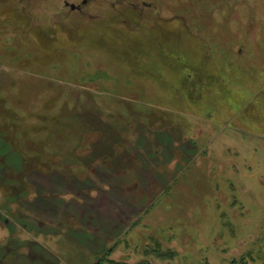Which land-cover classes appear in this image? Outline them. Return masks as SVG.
Returning a JSON list of instances; mask_svg holds the SVG:
<instances>
[{"label": "rangeland", "instance_id": "374dc122", "mask_svg": "<svg viewBox=\"0 0 264 264\" xmlns=\"http://www.w3.org/2000/svg\"><path fill=\"white\" fill-rule=\"evenodd\" d=\"M84 2L0 0V122L42 160L0 161V200L31 202L65 179L16 170L75 173L60 194L70 211L40 217L57 235L13 237L40 264H264V0ZM87 149L133 168L119 178L131 191L114 201L86 186L96 176L76 178Z\"/></svg>", "mask_w": 264, "mask_h": 264}, {"label": "crops", "instance_id": "0c3cea01", "mask_svg": "<svg viewBox=\"0 0 264 264\" xmlns=\"http://www.w3.org/2000/svg\"><path fill=\"white\" fill-rule=\"evenodd\" d=\"M1 68H3V67L0 65V76H1V72H2ZM2 106H4V100L3 99L0 100V107H2ZM17 127L18 126L14 125V124H8V123L3 124L2 122H0V129L2 130V131H0V161L7 160L6 156H10V155H11V157L9 160L11 162H22V161L27 160V159L28 160L33 159L31 157L23 158L21 156V153H19V150L16 148L18 146V143H19L18 138H17V134L15 133V130H17ZM89 139H90V137H88V142L90 143V145H96L98 143V139H95L94 141H91V142L89 141ZM94 148H93V150H94ZM15 150L18 152H16ZM96 151H98V149H96ZM84 154L88 158H91L93 160L90 162L88 161L87 164L86 163H84V165L81 164L82 166L79 165V166H81L80 168H82L83 173L80 175L76 174L77 175L76 178H80V177L83 178V176L86 175L90 178H93L96 176L99 179L97 181H95L94 179H90L89 180L90 184L87 183L86 186L96 184L98 186V189L101 190L100 189L101 186L108 185L109 186L108 190H104L102 192H104L105 194L107 193L109 195L112 194L111 198H113V200L116 198L115 193L122 191V190L124 192L131 191V189H132L131 187H130V189L128 188V190L126 189V191L124 188H122V187L127 186V185L126 184L124 185L122 182H120L119 178H121L120 177L121 175H125L126 177H130L131 175H129V174L133 168L127 172H122L124 170L116 169L115 164L113 162V160L116 161V157L114 155L112 156L111 154L108 156V158H109L108 161L110 160V162H108V163L98 161L99 158H101V155H99L97 157L96 156L97 154L96 155L93 154L92 149L85 150ZM103 154L104 153H102V155ZM123 154L124 155H120V153H117V155L123 157L124 159H126V158L129 159V156H127L125 153H123ZM93 156H95V157H93ZM94 158H96V159H94ZM91 159H89V160H91ZM134 160L136 161V159H134ZM134 168H135V166H134ZM0 169H1L0 170V176H1V172L5 173V171L7 169L3 170V167ZM93 171H95V174ZM30 174L32 177H36V178H38V177L47 178L48 177V178L53 179V178H57V177L58 178L63 177L65 179L64 180L60 179V181H57L59 183L58 185H54V184H51L48 186L43 185L45 187L43 189V191H46V192L43 193V191H42L43 195L39 194L40 192H38V194L35 196L36 199L32 200L31 202H28L26 200V198H24L23 196L21 197L22 200H19V199H16L17 201L16 200H9V198H8L9 196H7L8 190L5 189V194L7 196V200H2V201L0 200V221H1L0 223L3 225V221L5 220L4 223L5 222L6 223L4 224V226L7 230L10 231L11 234H10V237H8V239L5 240L6 243L3 244L4 246L2 245L3 247H1L2 249H0V250L6 251V253L9 256H11L10 264H14V261L16 258H19V261H20L19 264H36V263L40 264L39 261L35 262L36 258L34 259V257H33L35 255L32 253V251L31 252L29 251V250H31L32 246L34 247L33 241L24 240L23 242H20V240H18V238H16L15 236L13 237L15 232H18L19 227L25 228V226H26V228H27L29 226L33 230H35V231L37 230L41 234H49L50 235L53 233L52 236H55V235H57V230L60 231L59 229H55L54 231H49L47 229V227H45V229H42V226H45L46 224H48L50 226V224H52V222H53L50 220H54V219L50 218L48 223H44L40 217L46 219L50 213L54 214L56 211L55 214H57V215L54 218H55V220H57L61 215L63 216V214L65 212L70 211V209H71V205H68L67 203H63L62 201L60 202V198H61L60 194L68 193V191L71 192L73 190V186H75V183H73L74 179H72V176H74L75 173H74V170H72L70 166H66L65 168H59L58 170L51 168V170L48 173L39 172V171H37V172L32 171ZM19 175H22V173L18 174V170H16V176H19ZM126 183H127V181H126ZM37 187H38V191H40V186H37ZM88 187H91V186H88ZM118 187H120V188H118ZM121 188H122V190H121ZM2 189H3V187H2ZM76 190H77V188H76ZM85 190L86 191H84V193L90 191L89 189H85ZM77 191L79 192V191H81V189L78 188ZM46 193H48V195L54 196V198H49V197L43 198ZM71 193L73 194V192H71ZM6 196H4V197L6 198ZM46 200H49L51 202L47 203ZM43 203L45 205H43ZM51 203H52L51 206L47 205V204H51ZM26 204H27V206H26ZM14 205H16L15 206L16 207L15 212H13V214H10V210L11 209L13 210ZM45 213H47V214H45ZM18 215H19V218L17 217ZM26 219H32V221H30V223H29ZM58 221H60V219H58ZM24 223H27V224L24 225ZM46 232H48V233H46ZM17 242H19V244ZM15 243H17V244H15ZM45 248L43 246H40V247L38 246L36 249L35 248L34 249L39 250L42 253L40 255H44V257L49 256V258H50V256H52V255L50 254L49 250L47 251ZM12 249H13V251H12ZM25 249H27V250H25ZM52 258H53V256H52ZM0 263H2L1 260H0ZM17 263L18 262H16V264Z\"/></svg>", "mask_w": 264, "mask_h": 264}, {"label": "trees", "instance_id": "16d2710c", "mask_svg": "<svg viewBox=\"0 0 264 264\" xmlns=\"http://www.w3.org/2000/svg\"><path fill=\"white\" fill-rule=\"evenodd\" d=\"M189 80H190V76L188 77L187 75L183 78V85L186 86L188 83H189ZM27 160H25L24 162H26ZM32 161H42V160H32ZM137 161V160H136ZM138 162V161H137ZM24 167H25V164H23ZM26 168V167H25ZM49 168V167H48ZM35 169V168H34ZM32 171H28L26 174H22V175H19V176H16L17 178H26V176L28 174H30ZM21 188V187H20ZM24 188V190H23ZM21 188L22 189V192H20L22 195L24 194L25 192V187ZM26 195H23V197L25 198ZM50 198H54V197H50ZM17 199V198H16ZM17 201V200H16Z\"/></svg>", "mask_w": 264, "mask_h": 264}, {"label": "flooded vegetation", "instance_id": "af4514ba", "mask_svg": "<svg viewBox=\"0 0 264 264\" xmlns=\"http://www.w3.org/2000/svg\"><path fill=\"white\" fill-rule=\"evenodd\" d=\"M84 3H86V0H85V2ZM67 7L69 6L70 7V9L72 10V11H80L81 10V7L80 6H76V5H74L75 7L74 8H72V6L71 5H73V4H68V3H66L65 4Z\"/></svg>", "mask_w": 264, "mask_h": 264}, {"label": "bare ground", "instance_id": "6f19581e", "mask_svg": "<svg viewBox=\"0 0 264 264\" xmlns=\"http://www.w3.org/2000/svg\"><path fill=\"white\" fill-rule=\"evenodd\" d=\"M262 102V100L261 99H259V101L257 102V103H255L254 104V107H256L257 106V104H259V103H261Z\"/></svg>", "mask_w": 264, "mask_h": 264}, {"label": "water", "instance_id": "95a60500", "mask_svg": "<svg viewBox=\"0 0 264 264\" xmlns=\"http://www.w3.org/2000/svg\"><path fill=\"white\" fill-rule=\"evenodd\" d=\"M72 6V8H74L75 6L74 5H71Z\"/></svg>", "mask_w": 264, "mask_h": 264}]
</instances>
